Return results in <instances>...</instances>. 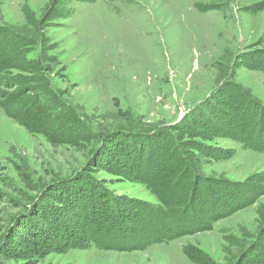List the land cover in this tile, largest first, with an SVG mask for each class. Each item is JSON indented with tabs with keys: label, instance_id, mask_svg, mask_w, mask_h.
Returning <instances> with one entry per match:
<instances>
[{
	"label": "rangeland",
	"instance_id": "obj_1",
	"mask_svg": "<svg viewBox=\"0 0 264 264\" xmlns=\"http://www.w3.org/2000/svg\"><path fill=\"white\" fill-rule=\"evenodd\" d=\"M0 42L16 61L1 73L0 236L32 211L64 214L60 197L158 205L145 177L179 145L205 177L264 173V151L225 129L264 105V70L252 66L264 56V0H0ZM245 98L252 107H232ZM262 210L264 193L209 230L143 250L82 243L0 264H242L237 241L256 245L252 255L264 245Z\"/></svg>",
	"mask_w": 264,
	"mask_h": 264
},
{
	"label": "trees",
	"instance_id": "obj_2",
	"mask_svg": "<svg viewBox=\"0 0 264 264\" xmlns=\"http://www.w3.org/2000/svg\"><path fill=\"white\" fill-rule=\"evenodd\" d=\"M15 48L13 47V50ZM10 49H12L10 46H0V86L5 82L1 73L16 65V61L11 59L13 52ZM260 60L261 63L252 66L264 70V56H261ZM225 90L227 89L224 88ZM231 93L235 92L230 91V96H234ZM3 96L9 98L7 104L18 102L19 96L13 98H10L9 94ZM248 101L247 98L237 99L232 107L247 105ZM0 105L8 111L6 104ZM247 106L252 107V102L249 101ZM258 108L259 111L256 109L248 120L236 123L234 128L230 127V121L227 119L225 129H234L238 132V135L226 136L236 139L239 137L251 148L264 151V105ZM28 110L29 113H34L32 109ZM228 116L234 118L230 111ZM209 119L213 120L210 116ZM187 153L190 154L180 145L177 146L174 157L169 160L164 158L165 165L171 163L170 166L152 167L145 177L159 200L158 205L128 197L121 200L116 196L111 200L101 192L98 193L102 199L96 200L93 204H89L88 200L84 205L70 206L64 197H60L57 201L66 207L62 215L61 213L53 215L51 211L41 209L14 219L11 226L0 236V254L5 257H21L38 254L44 249L78 247L82 243L104 250H143L155 244L209 230L215 222L253 205L264 193V173L251 176L244 182L205 177L200 175L197 165L192 157H187ZM85 193L84 195L89 197L92 194ZM96 194L93 193V199ZM77 198L75 201L80 203ZM129 202L132 204L128 205ZM107 203L113 206L108 207ZM89 210L93 212L91 217L88 214ZM67 215L74 217L76 223L70 224L68 222L70 216ZM235 245L242 253L240 257L242 264L255 260H260L261 264H264L263 244L256 247L259 252L254 255L251 250H254L256 245L252 244L248 248L241 240Z\"/></svg>",
	"mask_w": 264,
	"mask_h": 264
}]
</instances>
